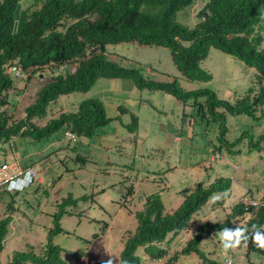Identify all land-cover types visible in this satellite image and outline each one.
Returning a JSON list of instances; mask_svg holds the SVG:
<instances>
[{
  "label": "rangeland",
  "instance_id": "374dc122",
  "mask_svg": "<svg viewBox=\"0 0 264 264\" xmlns=\"http://www.w3.org/2000/svg\"><path fill=\"white\" fill-rule=\"evenodd\" d=\"M32 2L19 0L13 31L20 30L27 18L25 8ZM202 4L203 0H192L177 12V20L193 27ZM105 54L125 67L137 68L145 77L159 81L176 77L186 90L208 87L229 101L243 95L255 80L253 67L212 46L200 62L210 74L207 80L182 76L169 49L163 46L108 43ZM65 69L60 66L52 72L44 68L29 79L24 71L17 78L8 69L16 89H9L12 103L5 108L14 118L23 116L24 107L33 101L36 91L50 76ZM90 97L104 104L108 117L107 123L92 135L75 134L74 139H67V128L63 126L38 140L16 135L5 143L0 159L9 164L16 162L21 168L32 167L36 176L22 191L0 192V215L8 203L13 206L0 253L3 263L15 250L42 251L56 220L61 230L52 232L51 240L61 247L65 264L117 261L126 236L136 227L135 212L142 208L146 196L159 193L164 210L170 212L193 185L217 176L229 178L228 196L222 200L221 195H216L222 200L220 204L203 205L188 228L172 238L167 255L180 250L200 221H222L243 195L264 200V150H248L241 144L231 151L217 149V124L201 119L191 100L183 103L170 93L138 88L130 78L98 77L86 91L61 94L37 123H44L61 110H75L80 100ZM131 114L136 116L135 127ZM262 120L263 117L228 115L229 137L244 129L264 132ZM129 188L133 191L128 192ZM234 222L245 220L237 217ZM214 234L203 237L201 245L210 259L219 264H225V258L233 264H264V251H247L246 244L225 254ZM165 258L154 261L145 257L143 264H160ZM174 264L206 263L191 252L178 253Z\"/></svg>",
  "mask_w": 264,
  "mask_h": 264
},
{
  "label": "trees",
  "instance_id": "16d2710c",
  "mask_svg": "<svg viewBox=\"0 0 264 264\" xmlns=\"http://www.w3.org/2000/svg\"><path fill=\"white\" fill-rule=\"evenodd\" d=\"M18 2L0 0V154L5 153V143L16 135L38 140L63 126L78 135H92L108 121L104 104L95 97L80 100L75 110H61L42 124L37 120L46 116L49 104L59 95L86 91L98 77L130 78L138 88L158 89L183 103L191 100L201 119L217 124V149L231 151L241 144L248 150H264V132L244 129L229 137L227 125L228 115L264 118V0H203L193 27L176 18L177 12L192 0H34L25 8L27 18L20 30L13 31ZM119 42L168 48L173 64L190 80L210 78L200 62L212 46L253 67L255 80L233 101L218 97L208 87L186 90L176 77L154 80L143 76L137 68L108 59L105 45ZM13 64L27 74V79L44 68L54 72L60 66L66 67L64 72L50 76L18 118L5 108L12 103L9 89H16L8 70ZM72 65L74 71L70 70ZM131 116L135 127L136 116ZM229 188L230 180L223 176L207 183L198 182L170 212L164 210L159 193L146 196L142 208L135 212L136 227L126 236L119 259L112 264H143L145 257L154 261L166 257L160 264H174L178 253L191 252L206 264H219L201 247L203 237L210 238L211 233L216 235L224 227H246L251 233L256 225L264 230V200L256 208L251 207L250 214L245 213L239 200L222 221H200L179 251L167 255V248L175 235L188 228L203 205L220 204L228 196ZM132 191L129 188L128 192ZM216 195H221L222 200L216 199ZM12 208L8 203L0 215V253ZM237 217L245 222L236 224ZM55 230H61L58 220L42 251L15 250L6 263L0 259V264H65L61 247L51 240ZM242 244L247 245V251H264L251 242ZM106 261L97 259L95 264Z\"/></svg>",
  "mask_w": 264,
  "mask_h": 264
},
{
  "label": "built area",
  "instance_id": "2783aa9c",
  "mask_svg": "<svg viewBox=\"0 0 264 264\" xmlns=\"http://www.w3.org/2000/svg\"><path fill=\"white\" fill-rule=\"evenodd\" d=\"M9 69L15 77H21V72L16 65H11ZM70 70L74 71V66H70ZM65 136L67 139H74L75 133L67 129ZM215 157L218 158L219 155L215 154ZM35 176L36 173L32 167L21 168L16 166V162L9 164L4 159H0V190L22 191L34 181ZM240 201L247 214L251 213V207L256 208L261 203L250 195H243ZM224 263L233 264L229 258H225Z\"/></svg>",
  "mask_w": 264,
  "mask_h": 264
},
{
  "label": "clouds",
  "instance_id": "9594fccd",
  "mask_svg": "<svg viewBox=\"0 0 264 264\" xmlns=\"http://www.w3.org/2000/svg\"><path fill=\"white\" fill-rule=\"evenodd\" d=\"M216 235L219 238L221 248L225 254L239 247L242 242H251L256 247L264 249V230L259 229L256 225H253L251 233H249L246 227H224ZM104 264H112V261L109 259Z\"/></svg>",
  "mask_w": 264,
  "mask_h": 264
},
{
  "label": "crops",
  "instance_id": "0c3cea01",
  "mask_svg": "<svg viewBox=\"0 0 264 264\" xmlns=\"http://www.w3.org/2000/svg\"><path fill=\"white\" fill-rule=\"evenodd\" d=\"M262 195H264V193H261Z\"/></svg>",
  "mask_w": 264,
  "mask_h": 264
}]
</instances>
